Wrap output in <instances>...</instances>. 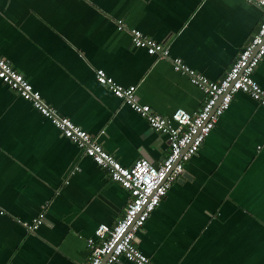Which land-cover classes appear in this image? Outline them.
<instances>
[{"label":"crops","instance_id":"obj_1","mask_svg":"<svg viewBox=\"0 0 264 264\" xmlns=\"http://www.w3.org/2000/svg\"><path fill=\"white\" fill-rule=\"evenodd\" d=\"M263 19L245 0H0V55L122 165L160 163L166 135L99 84L95 69L136 85L154 112H194L201 90L169 59L135 47L129 29L218 80ZM253 77L264 87V58ZM184 171L190 179L179 177L137 232L139 250L155 264H264V107L234 94ZM129 197L0 80V264L88 260L87 239L115 224ZM42 212L36 231L22 226Z\"/></svg>","mask_w":264,"mask_h":264},{"label":"built area","instance_id":"obj_2","mask_svg":"<svg viewBox=\"0 0 264 264\" xmlns=\"http://www.w3.org/2000/svg\"><path fill=\"white\" fill-rule=\"evenodd\" d=\"M256 3L264 9V0H245ZM118 30H125L121 20L116 21ZM131 43L148 54L169 59L172 68L188 77L190 82L204 94V103L194 112L176 108L169 116L154 112L147 103H142L136 93V85L123 86L117 83L102 68L94 71L96 81L126 103L144 118L154 130L165 134L169 150L160 163L138 158L130 166L122 165L90 133L69 117L47 104L39 90L35 89L23 73L10 61L0 55V80L16 91L24 100L62 134L71 140L85 155L104 168L108 178L119 183L129 192L122 215L115 224H99L94 236L87 239L90 249L88 260L80 264H114L124 258L133 264H155L136 245V234L142 229L149 215L159 205L170 186L181 176L184 163L195 155L204 140L210 135L220 116L229 107L234 94L247 93L264 107V87L253 77L255 68L264 58V19L252 38L237 54L225 74L218 80H211L201 72L188 66L178 56H170L169 47L142 31L129 29ZM44 221L43 212L22 226L36 231Z\"/></svg>","mask_w":264,"mask_h":264},{"label":"water","instance_id":"obj_3","mask_svg":"<svg viewBox=\"0 0 264 264\" xmlns=\"http://www.w3.org/2000/svg\"><path fill=\"white\" fill-rule=\"evenodd\" d=\"M190 177L191 176L189 175V173L187 171H184V172H182V174H181V176H180V178L178 180H183V179H186V178L190 179Z\"/></svg>","mask_w":264,"mask_h":264}]
</instances>
